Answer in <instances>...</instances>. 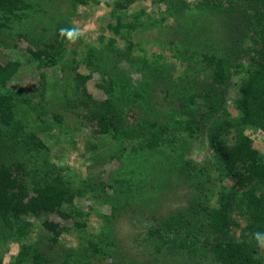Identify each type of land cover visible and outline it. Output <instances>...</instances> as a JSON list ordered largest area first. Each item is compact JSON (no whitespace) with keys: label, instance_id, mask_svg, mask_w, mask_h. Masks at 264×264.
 <instances>
[{"label":"trees","instance_id":"obj_1","mask_svg":"<svg viewBox=\"0 0 264 264\" xmlns=\"http://www.w3.org/2000/svg\"><path fill=\"white\" fill-rule=\"evenodd\" d=\"M55 1L0 0V43L7 48L24 39L38 69L57 64L63 71L70 69L79 123L91 129L88 150L110 140L117 148L109 157L122 162L127 152L134 169L112 178L108 187L113 190L107 195L93 180L74 187L60 168H49L43 142L36 136L52 125L41 120L49 100L47 75L40 72L37 86L16 92L7 84L19 64H0V242L18 244L13 264H48V252L57 264H98L107 257L115 258L116 264V258L125 259L126 252L111 236V221L134 199H142L145 185H136L137 180L162 189L171 179L174 187H187L189 195L185 206L169 211L158 227L148 226L138 237L151 259L157 261L153 255H161L177 264H264L263 247L252 238L253 233L264 232V156L256 153L249 136L264 138V0H153L163 7L153 14L138 5L140 0H111L114 23L108 26L110 34L99 35L96 44H82V36L73 43L59 30L74 27L72 11L77 7L100 2L66 0L69 9L62 14L51 8ZM168 19L174 28L159 32L175 38L161 39L159 48L166 46L171 58L191 66L194 74L187 75L189 80L173 77L147 61L140 40L130 38L137 28H162ZM193 57L208 67L214 63L207 75L192 66ZM125 61L139 73L136 83L121 67ZM79 63L100 74L97 86L106 96L103 100H93L87 92L90 75L77 72ZM234 75L236 94L228 102ZM162 80L172 84L181 106L158 113V119L150 86ZM57 84L56 79L52 86ZM133 108L143 110L145 116L140 118ZM50 117L62 124L60 114L52 112ZM197 141L213 155L200 161L189 158L191 144ZM143 164L154 173L153 180L149 175L139 177ZM215 169L219 178L212 176ZM223 176L232 178L229 186L220 183ZM78 196L110 205L111 212L98 231L89 230L90 209L82 211L74 205ZM50 213L72 218L73 226L45 219L42 227L49 235L33 240L27 218ZM64 233L74 236L75 242L64 244ZM43 238L47 242L40 245ZM125 264L143 262L132 257Z\"/></svg>","mask_w":264,"mask_h":264},{"label":"rangeland","instance_id":"obj_2","mask_svg":"<svg viewBox=\"0 0 264 264\" xmlns=\"http://www.w3.org/2000/svg\"><path fill=\"white\" fill-rule=\"evenodd\" d=\"M100 3L87 4L85 6L77 7L76 11H72L73 17L71 18V24L74 27H78L82 30V44H96L97 38L99 35L108 36L109 29L108 26L114 23L113 18L109 14V5L111 0H98ZM152 1V2H150ZM195 1V0H187ZM30 2V0H28ZM145 7L148 10V13L153 14L156 10H163L162 5L154 3L153 0H140L138 5ZM51 8H55L54 12L58 10L62 14L67 13L69 9L66 0H56L54 5ZM52 12V11H51ZM149 15V14H148ZM148 17V16H146ZM44 16L43 19L45 20ZM218 19V18H217ZM145 18H143V24L145 23ZM171 19L165 21L162 25V28H137L135 31H132L130 38L139 39L141 44L146 51L142 55L146 58L147 61L157 65L161 69H167L168 74L173 77H186L187 75H193L194 72L190 67H186L184 63H179L170 56V49L164 46L159 48L161 39L169 38L170 40L174 39L175 36L172 33H168L166 37L164 35L167 31L160 33L164 29L174 28L171 23ZM142 24V25H143ZM222 30V29H220ZM122 45V44H121ZM120 45V46H121ZM28 48H31L26 40L21 39L15 42H11L6 48L0 43V64H5L7 61H15L19 64L17 73L8 81L7 87L16 92L27 91L28 89L37 86L39 73L44 72L47 75V84L49 87L47 91V96L49 100L45 105L47 111L46 116H42L41 120H46L50 124L48 128H42L37 133L36 136L43 142L45 147L44 153L46 155L47 163L50 165L49 168L55 167L60 168V172L64 176H69L72 180L73 186L76 187L80 184L81 181L88 183L89 181H95L97 188L101 187L105 189L107 195L111 194L112 188L110 182L112 178H115L118 173L123 171H128V169H134L133 166L130 167L129 161L130 157L127 155V152L124 154V159L122 162L115 158H110V151L117 148V146L110 140H105L96 147L95 150L89 151L87 148V136L90 135L91 129L90 125H85L79 123L82 118L80 117V109H78L77 95L73 94L74 82L69 78L70 69L63 71L60 69L59 65L55 67H42L38 69L36 66L37 63L32 59L27 51ZM135 54V51H134ZM138 55V54H137ZM198 57H193L191 59L192 66L196 70L201 72V75H207L210 72V67H208L206 62L199 63L197 60ZM167 63L166 64H164ZM121 67L127 70V75L133 82H137L140 79L139 73H137L134 68H131L127 65V62H121ZM77 72L87 75H90V79L86 82V90L90 94L93 100L100 101L103 100L106 96L102 90L97 86L100 82V74L97 70L86 68L83 63L76 65ZM194 69V71H196ZM91 70V71H90ZM190 76H187L189 80ZM237 76L232 77L227 89V99L228 102L235 97L236 94V81ZM57 86L53 87L52 84L56 82ZM71 87V90L69 88ZM151 91V100L156 103L154 107L157 114L156 117L160 119L158 113L165 112L168 108L179 109L181 106L180 101L176 98L174 89L170 82L162 80L159 83L157 82L154 86H150ZM64 92V94H62ZM134 109V108H133ZM228 110L232 115L236 114L235 109L231 103H228ZM136 115L140 118L144 117L145 113L143 110L134 109ZM55 112L60 114L63 117L62 124H55L51 120V113ZM42 124L40 126L43 127ZM246 134H249V131H246ZM253 140V148L257 154L264 156V138H259L257 134L249 135ZM191 151L188 154V157L194 161H200L205 156H212L213 153L207 147L200 146V141L193 142L191 144ZM187 154V153H186ZM110 156V157H109ZM39 160V158H37ZM124 161V163H123ZM131 162V161H130ZM126 163V164H125ZM121 164H124V168H121ZM214 166L213 164H211ZM146 166L143 164L140 174V178H151L153 180L154 174L151 171H146ZM48 166H45V169ZM123 167V166H122ZM145 167V168H144ZM123 170V171H122ZM219 173L215 169L213 171V177H218ZM171 184L167 186H162L163 188H150L146 186L143 181H138L136 185L144 184V194L142 193V199H134L132 205L129 209L119 213L117 217L111 221L110 231L111 236L116 241L117 246L123 249L126 252L125 259L119 260L116 258V264H125L130 260V258L141 259L143 264L147 261V264H177L173 261H169V256H165V259L161 255H153L155 260L151 259V256L145 253L143 245L138 244V237L146 231V227H158L160 221L166 216L169 211L176 210L180 207L185 206L186 199L189 195V190L185 186L174 187L173 179H171ZM232 182V178L226 176L221 177L220 183L224 186H229ZM135 192L138 189L132 188ZM139 196L141 197V192L139 191ZM74 205L82 210L88 211L91 213L89 223L90 231H98L101 224L103 223L104 217L109 216L111 208L109 204L103 203L101 201L94 203L90 199L84 197H76L74 199ZM47 219L52 222H56L59 225L71 228L73 226L72 218H62L56 213H50L47 215H42L38 218L29 217L27 221L30 222L29 231L31 232L30 237L33 240H36L37 237L43 236L46 237L48 232L43 230L42 222ZM237 221L241 223V219L237 218ZM1 231V229H0ZM233 234H238V230L232 229ZM49 235V234H48ZM64 238V244H72L75 242L74 236L64 233L62 235ZM47 240H39L40 245H45ZM19 246L16 242L8 241L7 243L0 242V264H13L15 254L17 253ZM261 252L264 253V247L261 249ZM48 264H57L54 255L49 252L45 255ZM141 257V258H140ZM143 258V259H142ZM115 258H105L101 263L98 264H113ZM24 264H30L25 262Z\"/></svg>","mask_w":264,"mask_h":264},{"label":"clouds","instance_id":"obj_3","mask_svg":"<svg viewBox=\"0 0 264 264\" xmlns=\"http://www.w3.org/2000/svg\"><path fill=\"white\" fill-rule=\"evenodd\" d=\"M59 34L62 37L67 38L69 41L75 43L82 35V30L78 27L73 28H61ZM252 238L257 242L259 247H264V232H255L252 234Z\"/></svg>","mask_w":264,"mask_h":264}]
</instances>
